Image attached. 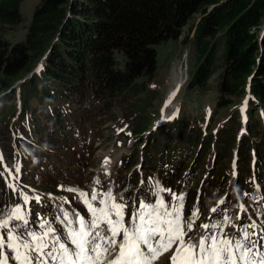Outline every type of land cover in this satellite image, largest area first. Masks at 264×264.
Returning <instances> with one entry per match:
<instances>
[{"label":"trees","instance_id":"trees-1","mask_svg":"<svg viewBox=\"0 0 264 264\" xmlns=\"http://www.w3.org/2000/svg\"><path fill=\"white\" fill-rule=\"evenodd\" d=\"M24 1L0 0V28L25 22L21 12ZM194 18H199L189 30L194 36L192 40L187 36L184 44H194L199 65L186 87L210 90V81L219 74L217 105L223 109L233 106L235 98L242 99L251 78V92L258 104L251 101L248 110V134L239 145L240 165L248 164L252 149L258 164L264 165V36L261 42L259 36L264 27V0H41L24 41L13 45L0 36V95L33 73L38 62L45 59L39 74L33 73L20 91L25 96L34 91L47 96L52 92V98L63 101L58 109H53L52 99L46 105L52 114L45 118L47 130L54 128L48 139L39 135L36 114H31L28 123L27 114L19 118L21 127L29 130L28 134L34 131L40 143L30 146L25 172L59 163L65 169L72 161L75 143L81 140L74 132L80 127L76 119L90 117L84 109L86 99L93 96L100 112L119 98L138 96L145 90L140 81L153 80L157 74L155 47L180 40ZM6 98L8 93L0 102ZM54 118L58 119L57 126L52 124ZM22 122L27 123V129ZM229 122L231 125L216 135L212 127L204 135L184 117L160 126L145 146L144 167L149 168L144 170L158 171L166 186L178 185L186 164L188 168L195 164V171L197 163L214 150L213 170L223 172L224 162L237 143V110ZM257 136L260 141L255 142ZM199 164L198 170L204 171L206 164ZM28 176L25 173V178Z\"/></svg>","mask_w":264,"mask_h":264},{"label":"rangeland","instance_id":"rangeland-1","mask_svg":"<svg viewBox=\"0 0 264 264\" xmlns=\"http://www.w3.org/2000/svg\"><path fill=\"white\" fill-rule=\"evenodd\" d=\"M40 2L41 0H25L21 6V12L25 22L11 28H0V36L13 45L24 41L34 11ZM198 19L194 18L190 22L180 40H170L155 47L158 62L157 74L153 80L144 78L140 81L144 83L145 90L138 96L130 94L129 97L119 98L113 104H110L111 108L110 106L102 107L100 112L99 109H96L98 102L94 101L93 96L86 99L87 102L84 105V109L89 111L90 117L85 121L82 118L76 119L80 127H76L74 131L75 136L81 137V140L79 143H75L77 146L73 153L72 161L65 169L60 171L59 169H61L62 164L59 163L55 165L56 168L44 174L46 180H48V190H52L56 195H61L58 198L76 197L71 202L74 206V201L84 205L79 193L87 192L89 194V203H94V208L97 210L103 207V205L99 204V200H106L107 196L104 194L111 191L114 199L120 198V201L123 199V202L127 204H129L127 199L130 198L129 202L131 208H133L135 193L141 188L140 181L145 179L144 169L149 168L148 165L144 168L139 165L143 160L142 156L147 159V149L143 144L152 139L153 134L160 125L163 126L169 124L167 123L168 121L175 120L178 117H184L192 123L193 127L198 126L202 129L204 135L209 133L208 127H212L216 135L218 131L231 125L229 120L237 110L240 118V126L237 128L236 137L242 131L247 132L245 127L249 124V116L247 117L248 119L244 118V109L249 110L251 101L258 104L257 99L251 92V78L246 83V90L242 99L237 100L235 98L236 102L233 106L223 109L217 105L220 96L217 89V76L219 74L215 75L210 81V90L204 92L189 90L184 85V87L176 92V88L179 87L178 84H184L188 78L191 79L199 65V58L194 44L192 42L184 44V39L187 36L192 40L194 32L189 30L191 26L197 23ZM259 36L261 42V38L264 36V27ZM43 64H45V59L38 62L35 68L36 74H39V69ZM31 75L32 73L14 82L12 88L6 92L9 93L8 98L0 102V156L3 157L2 162H0V173H3V175H0V210H4L0 211V216H3L1 214L5 212H10L16 205L23 207L24 201L22 197L27 195L29 201L32 199L28 208L34 210V212L38 211L36 215L30 212L28 219L33 229H39L37 225L41 221L38 219L37 214L40 212L47 214L48 211L53 210L57 211L62 208V205L56 204L59 203L57 200L54 201V199L48 197L45 193L46 190H40L43 192L44 201L48 204H53L55 209H51L50 207L46 208L43 200L35 204L33 202L34 197L22 188H18L21 186V182L13 175V172H16L21 165H25L24 152L26 153L27 150H30L32 148L30 147L31 145L39 143L36 141L37 138L35 137L34 131H32V134H28L29 130H24L21 127L22 124H20L19 118L21 119L22 115L27 114L25 121L28 123V119H31V114H36L38 116L37 123L41 128L39 135L48 139L46 137L54 131V128L50 131L47 130V121L45 118L50 119V115L52 116V114L46 105L49 103V99H52L53 109H58L59 106H62L63 101H58L55 99L56 97L52 98L50 96L52 92L49 96L40 91L28 93L26 96L22 94L20 86L26 80L30 79L32 77ZM2 96L3 94L0 95V100ZM24 105L27 108L26 111L24 110ZM75 105L76 109H78L76 103ZM247 113L249 114V111ZM261 116L264 125V115L262 112ZM26 122L22 123L27 129ZM52 124L57 126L58 119L54 118ZM258 140L260 141V137L257 136L254 138L255 142H258ZM214 152L212 150L199 162L201 163L203 161L206 164L203 168L204 171L198 170L199 163H197L195 169L198 170L195 174L194 184V188H197L196 194L199 189H203L205 194L201 196L198 202L195 195L191 203V208L195 211L197 203L201 206L203 202L205 215L208 213V208L215 204L218 198L221 197L220 199L222 200L225 194L231 193L235 189L236 184V180L230 176V173L234 170V165L232 166L234 153L232 150L225 161L223 172L214 171L215 175H212L211 178V181H215L218 175L229 177L226 181L227 184L222 183L221 180L212 188L210 183L203 181L206 177H210L209 173L212 167H214L212 165L213 162H211ZM153 154L156 155V151H153ZM129 157L131 158L130 160ZM21 158L23 163L20 161ZM106 159L108 163L105 165L104 162ZM127 165L131 167L127 169ZM186 165L185 169H188L189 165ZM70 166L71 171L69 172L68 168ZM194 166L195 164L190 165L189 171H186L183 176L184 178L188 177V173L193 170ZM250 168L248 167L243 171V187L248 184L251 178ZM137 172L139 179L135 175ZM9 176H11L10 179ZM149 181L152 182V186L157 184L161 186V178L158 174L155 175L154 180L149 179ZM135 184L136 186L134 188ZM32 189L35 190L34 187ZM68 189H73L74 191L70 192ZM94 189L97 192V201L90 200L91 193ZM171 190L175 194L176 192L178 194L180 192L174 189ZM5 191L12 192L14 197L12 201L5 198ZM140 194L141 192L137 195L139 196ZM140 198L148 201L153 200L152 196L149 198L142 196ZM257 201L258 199L255 202L252 201V204H256ZM84 208L88 211L86 205ZM235 208L233 206L228 214L232 219L236 218ZM39 216L47 218L46 215L39 214ZM204 219L206 218L203 217ZM53 220L55 221V225L53 226L59 229L63 235L64 228L62 225L58 226L61 221L55 220V217ZM226 230L228 231L229 228L226 227ZM9 255L11 254L9 253Z\"/></svg>","mask_w":264,"mask_h":264},{"label":"snow or ice","instance_id":"snow-or-ice-1","mask_svg":"<svg viewBox=\"0 0 264 264\" xmlns=\"http://www.w3.org/2000/svg\"><path fill=\"white\" fill-rule=\"evenodd\" d=\"M161 192L170 193L175 203L166 202ZM79 195L91 219L86 221L78 213L70 216L61 209L62 216L55 220L62 222L63 235L48 218L39 214L41 222L37 227L41 231L33 229L28 219L30 201L24 195L23 207L16 205L0 216V264H103L102 257L107 254L114 256L109 264H154L173 247L170 264H264V226L251 217L250 223H234L226 212L218 217L210 215L209 222L200 225L203 233L193 237L189 233L194 231L199 209L184 217V194L177 196L159 184L149 192L152 201L138 198V203L134 202L127 220V203L123 199L115 201L111 191L104 194L107 201L99 200L103 205L99 210L89 203L87 192ZM97 199L94 189L90 200ZM35 200L39 202L40 197ZM210 212L216 214L218 209L213 207ZM241 219L237 214V221ZM226 227L233 231H227ZM117 247L118 252L110 253V249Z\"/></svg>","mask_w":264,"mask_h":264},{"label":"bare ground","instance_id":"bare-ground-1","mask_svg":"<svg viewBox=\"0 0 264 264\" xmlns=\"http://www.w3.org/2000/svg\"><path fill=\"white\" fill-rule=\"evenodd\" d=\"M179 88V87H178ZM102 259H103V261L105 260V258L104 257H102Z\"/></svg>","mask_w":264,"mask_h":264}]
</instances>
